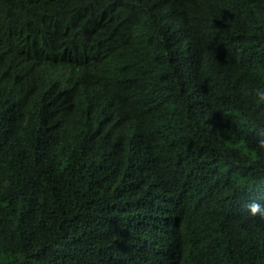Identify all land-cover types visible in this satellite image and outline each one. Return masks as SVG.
I'll return each instance as SVG.
<instances>
[{
    "label": "trees",
    "instance_id": "obj_1",
    "mask_svg": "<svg viewBox=\"0 0 264 264\" xmlns=\"http://www.w3.org/2000/svg\"><path fill=\"white\" fill-rule=\"evenodd\" d=\"M264 0H0V264H264Z\"/></svg>",
    "mask_w": 264,
    "mask_h": 264
},
{
    "label": "clouds",
    "instance_id": "obj_2",
    "mask_svg": "<svg viewBox=\"0 0 264 264\" xmlns=\"http://www.w3.org/2000/svg\"><path fill=\"white\" fill-rule=\"evenodd\" d=\"M256 95L258 96L259 101H264V91L259 89L256 90ZM261 148H264V140L260 142ZM249 212L251 215L255 216L257 214L264 215V206L259 203L253 202L249 206Z\"/></svg>",
    "mask_w": 264,
    "mask_h": 264
}]
</instances>
